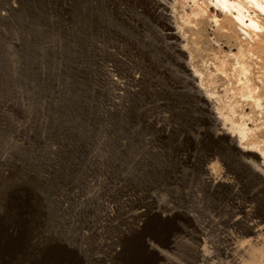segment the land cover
<instances>
[{"label":"rangeland","instance_id":"obj_1","mask_svg":"<svg viewBox=\"0 0 264 264\" xmlns=\"http://www.w3.org/2000/svg\"><path fill=\"white\" fill-rule=\"evenodd\" d=\"M145 5L0 0V264H185L187 156L218 148L185 138V101L151 110Z\"/></svg>","mask_w":264,"mask_h":264},{"label":"bare ground","instance_id":"obj_2","mask_svg":"<svg viewBox=\"0 0 264 264\" xmlns=\"http://www.w3.org/2000/svg\"><path fill=\"white\" fill-rule=\"evenodd\" d=\"M145 1V10L166 29L153 44L159 54L152 60L151 110L185 101V138L198 143L202 137L218 148L185 159L197 169L186 167V179L198 184L189 183L183 212L185 264H264V0ZM131 17L125 16L129 23ZM236 26L244 33L233 34ZM165 58L184 75L175 76ZM137 73L132 77L138 83L143 77ZM194 124L197 135L189 132Z\"/></svg>","mask_w":264,"mask_h":264}]
</instances>
